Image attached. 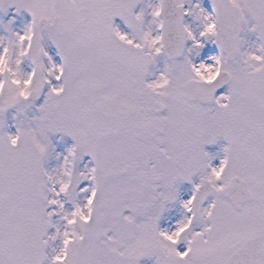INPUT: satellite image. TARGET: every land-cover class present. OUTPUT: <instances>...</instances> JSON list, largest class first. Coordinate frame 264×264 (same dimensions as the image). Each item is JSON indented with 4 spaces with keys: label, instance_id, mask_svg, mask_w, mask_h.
Here are the masks:
<instances>
[{
    "label": "snow or ice",
    "instance_id": "1",
    "mask_svg": "<svg viewBox=\"0 0 264 264\" xmlns=\"http://www.w3.org/2000/svg\"><path fill=\"white\" fill-rule=\"evenodd\" d=\"M143 3L0 0V264H264V0Z\"/></svg>",
    "mask_w": 264,
    "mask_h": 264
},
{
    "label": "rangeland",
    "instance_id": "2",
    "mask_svg": "<svg viewBox=\"0 0 264 264\" xmlns=\"http://www.w3.org/2000/svg\"><path fill=\"white\" fill-rule=\"evenodd\" d=\"M193 2H196V0H193ZM148 3V0H144V3L141 5V7H144ZM203 7H205L209 12L212 11V4L210 0H202ZM139 10V8L137 9ZM31 17L27 12H21V13H16L14 8H10L7 13L4 11L0 10V35L6 34L5 26L9 24L10 21H13L12 23V28L16 31H21L24 26L30 22ZM119 22V21H118ZM187 22L192 25L193 29L199 31V24L198 21H195L192 17H187ZM122 27H125L123 24H121ZM125 30H127L125 28ZM250 40L255 42V37L252 36L250 37ZM192 42L189 41V47H191ZM219 54V48L216 44L212 42H206L205 47L201 50L199 56L193 55L192 58L194 62L200 63L201 61H206L208 63H212V61L209 59L211 56L218 55ZM57 61H59V57H56ZM209 59V60H206ZM161 65L157 72L161 70L164 66V61L163 59L159 62ZM159 64L156 66V68L159 66ZM25 70L26 71H31V68L28 64L25 65ZM227 91V90H226ZM224 91V93L226 92ZM43 102V97H41L40 100L37 101V105ZM35 110H33V113H30V115L34 114ZM15 112L10 111L7 114V122L9 124V131L15 132L16 131V120L14 119ZM52 142L55 147V152L53 153L52 158L49 160L48 163V168L52 169L55 168L60 161L56 159L57 154H66L67 149L71 147V145L74 143L70 137L63 136L62 134H55L52 137ZM226 142L221 140L219 143L214 144V145H209L207 146V150L214 154L217 155L218 157L222 155V149L223 146ZM62 159V156H61ZM90 158L85 157L84 162L81 163L80 168L83 170L84 168V163H86ZM214 163L218 164L219 163V158H217ZM88 183L85 181V184ZM84 185H81L83 187ZM180 193H181V198L182 199H188L190 198L192 194V184L190 183H183L180 185ZM70 208L71 205H68ZM181 211L179 206L177 205L175 208L171 209L170 213L167 214L168 218L165 220H162L161 224L162 227H169V226H174L175 222L181 218ZM142 264H151V261H144Z\"/></svg>",
    "mask_w": 264,
    "mask_h": 264
},
{
    "label": "bare ground",
    "instance_id": "3",
    "mask_svg": "<svg viewBox=\"0 0 264 264\" xmlns=\"http://www.w3.org/2000/svg\"><path fill=\"white\" fill-rule=\"evenodd\" d=\"M206 60H209V59H206Z\"/></svg>",
    "mask_w": 264,
    "mask_h": 264
},
{
    "label": "water",
    "instance_id": "4",
    "mask_svg": "<svg viewBox=\"0 0 264 264\" xmlns=\"http://www.w3.org/2000/svg\"><path fill=\"white\" fill-rule=\"evenodd\" d=\"M220 90V89H219Z\"/></svg>",
    "mask_w": 264,
    "mask_h": 264
}]
</instances>
